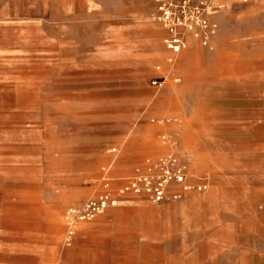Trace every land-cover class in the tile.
<instances>
[{"label": "rangeland", "instance_id": "obj_1", "mask_svg": "<svg viewBox=\"0 0 264 264\" xmlns=\"http://www.w3.org/2000/svg\"><path fill=\"white\" fill-rule=\"evenodd\" d=\"M6 1L0 18L26 22H0V264H264V0H172L196 37L182 28L173 54L165 31L138 75L98 44L100 22L135 12L161 26L154 0ZM57 33L75 42L60 58ZM125 119L145 138L115 139ZM169 154L190 187L180 199L124 196L67 236L64 212L94 195L102 166L118 187Z\"/></svg>", "mask_w": 264, "mask_h": 264}, {"label": "built area", "instance_id": "obj_2", "mask_svg": "<svg viewBox=\"0 0 264 264\" xmlns=\"http://www.w3.org/2000/svg\"><path fill=\"white\" fill-rule=\"evenodd\" d=\"M154 2L157 5L158 14L154 16V19L161 24L168 35L167 40H165L166 47L173 54H177L185 48L182 28L186 29L187 25L190 26L182 17V14L186 13L187 1H182L183 4L180 3L179 16L174 13L172 0H154ZM192 9L191 15L195 13L194 23L206 28V22L201 19L199 5L192 7ZM210 34H213V31ZM208 37V33H203V42H207ZM168 62H171V59H168ZM156 69H159V67L157 66ZM173 81L177 82L178 79ZM163 82V78H157L152 80L151 84L161 87ZM161 121L169 123L172 120ZM161 121L157 122L161 123ZM160 139L163 144L167 143L172 150L174 149L176 142L172 135L161 134ZM111 151L114 152L115 149H111ZM105 169L103 170L105 171ZM201 187L199 186L198 189H201ZM189 188L185 182L184 168L173 157V154L156 160L146 158L142 167H137L134 173L118 187H112L108 180L104 178L102 190L88 198L80 207L67 208L63 215L67 236L70 237L74 233L80 222L90 221L106 208L115 206L121 197L132 195L145 198L152 203H160L168 198L172 200L180 199Z\"/></svg>", "mask_w": 264, "mask_h": 264}, {"label": "crops", "instance_id": "obj_3", "mask_svg": "<svg viewBox=\"0 0 264 264\" xmlns=\"http://www.w3.org/2000/svg\"><path fill=\"white\" fill-rule=\"evenodd\" d=\"M217 1L220 0H214V3H217ZM7 5L8 2L6 0H0V8H7ZM88 5L91 7V3ZM106 17L108 16L106 15ZM0 22H26V20L20 19L11 21L10 19L0 18ZM38 22H41V20H38ZM100 23H103L102 25H104V30L99 37L98 44H102L101 47L106 50L107 46L113 44V48L115 50L108 51L110 54H117L118 57L129 59L131 61V64L134 63L135 66L132 67L131 70H129L130 74L138 75V73H142L144 66H148L154 61L159 60L163 55V51H161L160 49V42L165 33V30L158 23L150 22L147 19H144L140 14L135 12H132L129 16H124V18H121L120 21ZM61 25L66 24L54 23L55 27H59ZM248 36L253 38L261 37L256 34H251ZM50 44V54L52 57L56 58H60L61 56H63L64 52L70 51L72 47L75 46V42L69 36V34L58 33L51 36ZM134 50H136L137 53H134ZM187 54L189 55V53H186V55ZM135 127V123L131 119H125L124 121L122 120V122L120 121L119 127L114 132L115 139H121L124 137H131L132 139L138 140L144 139L146 133L144 131V127L141 126L136 129ZM111 149H115V151L112 152ZM111 149L108 150V153H116V148L113 147ZM111 165L112 162L100 168V178L95 181L98 189L94 192V194L102 190V183L104 178L108 180L112 187L116 186H114L112 177L110 176ZM103 169H105V171ZM125 179L121 181H124ZM121 183L122 182L118 184ZM169 209V206H164L161 209L149 208L147 210L153 212ZM102 213L103 211L97 215H100ZM82 223L85 222H80L77 227Z\"/></svg>", "mask_w": 264, "mask_h": 264}, {"label": "bare ground", "instance_id": "obj_4", "mask_svg": "<svg viewBox=\"0 0 264 264\" xmlns=\"http://www.w3.org/2000/svg\"><path fill=\"white\" fill-rule=\"evenodd\" d=\"M212 3H213V0H212ZM192 30V27H190V26H186V32H185V36L187 35V34H189L191 37L192 36H194V37H196L195 35H194V33L193 34H191L189 31H191ZM172 64V63H171ZM194 178V177H193Z\"/></svg>", "mask_w": 264, "mask_h": 264}]
</instances>
